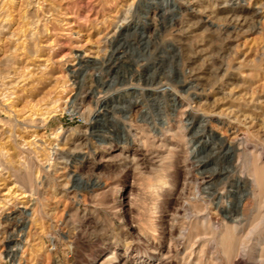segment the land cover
I'll use <instances>...</instances> for the list:
<instances>
[{"label":"rangeland","instance_id":"rangeland-1","mask_svg":"<svg viewBox=\"0 0 264 264\" xmlns=\"http://www.w3.org/2000/svg\"><path fill=\"white\" fill-rule=\"evenodd\" d=\"M174 4L0 0V264H100L113 250L110 264H137L135 251L165 254L171 242L181 253L203 247L208 259L217 250L202 223L252 227L249 169L264 167V0ZM158 87L204 116L189 125L198 152L187 167L176 123L162 121L171 97ZM97 96L105 111L89 120ZM234 137L235 153L220 143ZM197 171L228 208L195 192ZM162 175L168 185L153 199L144 187ZM181 253L165 262L180 264Z\"/></svg>","mask_w":264,"mask_h":264},{"label":"bare ground","instance_id":"bare-ground-1","mask_svg":"<svg viewBox=\"0 0 264 264\" xmlns=\"http://www.w3.org/2000/svg\"><path fill=\"white\" fill-rule=\"evenodd\" d=\"M163 1H165V5L169 4L167 2V0H163ZM174 3H175V0H173V2L170 3L168 6L174 8V7H176V5ZM175 9L178 10V6ZM118 27H119V25H118ZM32 52H34V51H32ZM114 69H115V67L114 68L112 67L110 69V71L113 72V71H115ZM185 83L186 82L181 81V84H185ZM159 92L161 94H167L168 97L169 96L171 97V103L165 104L162 106L163 111L165 112L163 115L162 121L165 120L166 123L170 122L169 121L170 118L167 119L170 116V117H172V121H174L176 123L175 127L173 128V131H174V135L178 137L181 144H184V146H185V155L183 157V163H184V167H187L189 163H192V164L194 163L195 158L197 157L196 156L197 152H198L197 149L192 146L193 133L190 132L191 127H189V125H191V123H193V121L197 117L199 119H203L204 116L202 114L197 115V113H195L193 111L192 102L190 100L187 101L185 99L186 101H184L182 98L177 99V98H175V94H174L175 92L169 93L165 88L160 89L158 87V90L154 91V93H159ZM57 100H58V98L52 102L55 104V102H57ZM104 101H105V99L103 97H101V96L96 97V100L94 102L95 108L93 109L91 116H89L90 118L88 117L89 120H91V118L94 119L95 117H98L102 112L105 111V105H106L105 102L106 101L105 102ZM73 111H74V109L72 108V110H70L69 112H73ZM177 116L179 118L177 120H175V117H177ZM216 122L222 123L219 120H216ZM161 130H163L164 132H169L170 128L169 127H160L159 131H161ZM241 134H243V133L241 132ZM240 141H241L240 138L237 139V137H234L228 142L222 141L220 143H222V144L224 143V146L228 150L231 149L232 152L235 153L238 149V145H239ZM49 152H51V151H49ZM51 155H52V153H51ZM51 155H50V153L49 154L47 153V157L45 156L47 158L46 161H48L50 159ZM196 162H199V161H196ZM199 166L200 165L197 164V169H199L198 168ZM203 166L204 165H201L200 167H203ZM249 172H250L249 173V176H250L249 189L246 192V196L252 200L253 205H252V209H251L250 213H252V214L254 213L253 214L254 218L252 219V221L250 223V226H252V227L246 233L243 234L242 232L238 231V229L234 225H228V223H226L225 221H223L220 224L219 228L217 227L214 230H210L208 225H206L207 223L204 222V223H202L201 227L204 230L205 234L210 235L209 238L205 239V241L209 244V246H211V248L217 250V252H215L214 255H212L213 253L211 254L210 258L206 259L203 257L204 256L203 250L205 249L203 247H201V249L199 250V254L196 255L194 253V248H193L194 243L189 245V246H183L182 250L184 252L181 253V250L178 249L179 247L176 245V243L171 242V243H169L168 247L166 248L165 254H162V250L159 248H156V249L154 248L155 252L157 253V255L155 254L156 256L150 255V254H147L144 252L140 253V252L135 251L136 255H134L135 257H132L131 260L136 261L137 264H167L165 262V260H169L171 256L176 257L177 255H179L181 253V256L178 258V261L180 264H191V263H193L192 262V260H193L192 256H194V257L196 256L195 261L197 262V264H216V262L214 263L213 260H218V262H219V260L223 261L222 262L223 264H248L246 259H243V256L249 254L254 259L258 257L259 261H257V262H259V263L264 262V247L260 246V247H258V249L255 248L261 243L260 238H257V237L255 238L256 241L253 244V246L249 247V245H248L251 241V234H252L253 230L256 228V226L259 225L258 223H264V215H261L262 212L264 213V167L259 166V165H254L253 167H251L249 169ZM197 173L200 174V177L196 178L197 180L198 179L199 180L195 184V188H196L195 192L197 194H200V192H201V194L206 193V195H204V194H202V195L204 197L208 196V198H210L208 201L214 200V198L216 197L217 198V203L215 204L216 209H218L219 207L222 209L228 208L229 205H227V203H226L227 201L222 200L224 197V196H222L223 194L219 195L218 192L217 193L216 192L215 193L214 192L207 193L204 191V189H206L205 187L201 188V184L204 183V179H203L204 176L201 177V172H199V171H197ZM218 175L214 174L213 172H210L208 174V177H209V179H211V181L213 179H214L213 181H216L217 178H215V177H217ZM240 181L241 180L239 178H237V180L235 182L236 183L235 185L237 187H239V185H237V183L240 184L239 183ZM167 185H168V180L165 176L162 175V176H159L154 183H150V184L145 185L144 189L150 193V195L152 196L153 199H156L160 195V193L162 192L163 188ZM25 196H27V195L24 192L22 194V197H25ZM225 197L229 198L230 194L229 193L225 194ZM237 199H238L237 200L238 205L237 204L236 205H237V210L239 211V209L241 210L243 205H244V202H243L244 199L241 196H239ZM240 204H241V208H240ZM254 222H256L255 225H253ZM181 233L188 240H190L192 238V235H193V232L191 230H184V231H181ZM179 250H180V252H179ZM123 255H124V257H126V259L129 257L128 247L126 245L123 248ZM159 256H162V257H159ZM105 257L106 258H104L100 264H110L111 262L116 261L119 258L114 250L109 251L108 255Z\"/></svg>","mask_w":264,"mask_h":264}]
</instances>
